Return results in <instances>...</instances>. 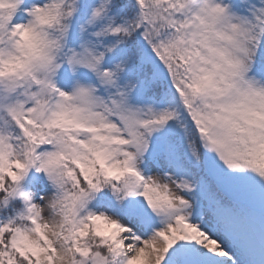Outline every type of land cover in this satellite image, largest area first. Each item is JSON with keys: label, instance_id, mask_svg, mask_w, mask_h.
<instances>
[{"label": "snow or ice", "instance_id": "1", "mask_svg": "<svg viewBox=\"0 0 264 264\" xmlns=\"http://www.w3.org/2000/svg\"><path fill=\"white\" fill-rule=\"evenodd\" d=\"M0 264H264V0H0Z\"/></svg>", "mask_w": 264, "mask_h": 264}]
</instances>
